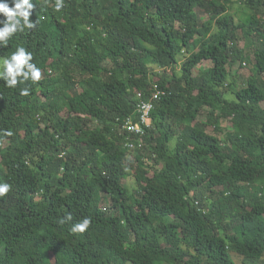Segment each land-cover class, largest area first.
Segmentation results:
<instances>
[{
	"label": "trees",
	"instance_id": "trees-1",
	"mask_svg": "<svg viewBox=\"0 0 264 264\" xmlns=\"http://www.w3.org/2000/svg\"><path fill=\"white\" fill-rule=\"evenodd\" d=\"M56 2L0 46L41 69L0 78V264H264V0ZM153 83L171 96L132 149Z\"/></svg>",
	"mask_w": 264,
	"mask_h": 264
},
{
	"label": "clouds",
	"instance_id": "clouds-1",
	"mask_svg": "<svg viewBox=\"0 0 264 264\" xmlns=\"http://www.w3.org/2000/svg\"><path fill=\"white\" fill-rule=\"evenodd\" d=\"M64 6L63 0H57L55 9L60 11ZM35 5L32 3V0H13V6H9L7 3L0 2V14L6 17L5 20L0 21L3 24V27H0V46L5 44L7 40L15 34L17 31L23 32L25 28H32L35 26V23L30 21V16ZM33 54L27 51L24 47H18L10 58H4L2 60L3 72H0V78H2L8 87H15L18 84V77L22 78L19 82L23 83L31 80L33 83L37 82L41 78V69L32 63ZM247 66V63L244 64ZM155 87H158V90L165 92V95L160 99H154L156 93ZM142 93V97H139V94ZM22 95H28L29 89H21ZM171 96L170 90L165 87H161L157 83H153L150 90V97L145 99L146 95L144 92H138L137 94V118L133 119L135 122L139 121V105L142 101L152 102L154 105V110L152 112V125L149 127L145 126L146 133L141 137L135 134H130L127 131V140L129 141L128 147L134 149V141L131 137L136 136L140 139V148L143 147L144 137L148 135L149 131L152 130L155 126L153 114L156 110V103L160 100L168 98ZM205 121V116L204 120ZM125 125V123H124ZM123 125V129H124ZM229 129V128H227ZM125 130V129H124ZM7 135H11V132H8ZM131 143L134 145L132 146ZM11 189V185L8 183H0V197L5 196ZM68 219H71V215L68 216ZM91 219L89 217H84L79 223L75 224L71 228V232L80 233L84 232L89 228Z\"/></svg>",
	"mask_w": 264,
	"mask_h": 264
},
{
	"label": "rangeland",
	"instance_id": "rangeland-1",
	"mask_svg": "<svg viewBox=\"0 0 264 264\" xmlns=\"http://www.w3.org/2000/svg\"><path fill=\"white\" fill-rule=\"evenodd\" d=\"M232 12L235 13V15L238 17L239 20H246L248 18L245 10L241 9L239 6H235ZM207 19H208V16H205L204 20H207ZM240 46H241V48H246L247 54L250 55V60H251V62L249 64L247 63V66L243 65L244 66L243 69L240 70V74L242 75L243 79L238 84L237 87L239 89H242V88L246 87V80L252 75V72H253L254 66H255V64H254L255 61H254V48L251 45V43L246 42V41H241ZM103 61H104V63H108L107 59H104ZM2 66L3 65L1 62L0 63V72H2V70H3ZM211 66H212V63L204 62L201 66H199L197 68V70H195L194 75L201 73L203 70H205ZM231 96H232V94L229 93V97H231ZM263 106H264V104H263ZM200 119L204 120V116L202 115ZM223 127L227 129L230 127V125L228 123H225L223 125ZM126 186L128 187V189L131 193L135 189V187L130 182L126 183ZM236 261H237V264H244L242 259L239 257L236 258Z\"/></svg>",
	"mask_w": 264,
	"mask_h": 264
},
{
	"label": "built area",
	"instance_id": "built-area-1",
	"mask_svg": "<svg viewBox=\"0 0 264 264\" xmlns=\"http://www.w3.org/2000/svg\"><path fill=\"white\" fill-rule=\"evenodd\" d=\"M156 93L154 95V99H160L165 95V92L158 90V87H155ZM142 93L139 94V97H142ZM154 110V105L152 102L142 101L139 105V121L135 122L134 120H129L124 125L125 131L130 134H135L138 136H143L146 133L145 126L149 127L152 125V112ZM132 146H134L131 143Z\"/></svg>",
	"mask_w": 264,
	"mask_h": 264
}]
</instances>
